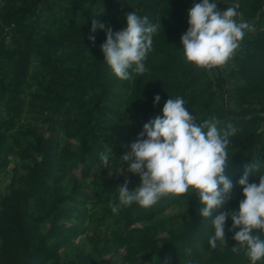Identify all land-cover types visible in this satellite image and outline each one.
<instances>
[{
	"label": "trees",
	"instance_id": "1",
	"mask_svg": "<svg viewBox=\"0 0 264 264\" xmlns=\"http://www.w3.org/2000/svg\"><path fill=\"white\" fill-rule=\"evenodd\" d=\"M263 1L220 0L218 10L239 5L252 29L225 65L209 69L178 50L198 0H0V175L9 176L0 194V264H251L245 248H233L230 218L226 245L213 249L209 238L211 220L243 198L245 167L264 162ZM132 10L161 29L148 71L121 80L104 61L105 31L94 42L89 35L93 19L117 31ZM169 96L185 98L194 123L218 118L221 128H236L225 167L231 192L210 218L200 215L196 192L113 213L119 159ZM262 174L264 167L249 182ZM131 180L129 188L139 184L138 175Z\"/></svg>",
	"mask_w": 264,
	"mask_h": 264
},
{
	"label": "clouds",
	"instance_id": "2",
	"mask_svg": "<svg viewBox=\"0 0 264 264\" xmlns=\"http://www.w3.org/2000/svg\"><path fill=\"white\" fill-rule=\"evenodd\" d=\"M220 0H198L188 11V27L181 36V48L186 62L198 67L213 68L225 65L239 47L252 26L238 19L235 3L223 10L217 9ZM105 31L101 44L104 61L112 73L121 80L134 78V74L148 71L146 59L153 49L154 35L161 29L159 23H151L147 16L132 10L126 14V26L114 31L105 22L93 19L89 40L94 33ZM161 96L157 93L154 105ZM183 96L171 97L162 107V115L143 124L129 150L119 159L127 170L139 176V184L129 188L126 179L118 186V198L111 204L113 213L122 207L136 203L151 207L168 194L182 195L196 192L201 205L199 212L205 218L212 217L220 209L231 192L232 180L225 174L229 162L230 137L236 132L232 124L221 128L218 118L194 123V117L185 106ZM111 153V151H110ZM109 156H104V164ZM264 162L255 161L245 167L238 184L243 198L237 208L220 212L211 220L214 234L209 238L211 248L226 245V221L230 218L233 239L239 242L233 248L243 247L251 264L264 259V174L257 182H249V175L259 172ZM259 230V231H257ZM188 264H196L189 261Z\"/></svg>",
	"mask_w": 264,
	"mask_h": 264
},
{
	"label": "rangeland",
	"instance_id": "3",
	"mask_svg": "<svg viewBox=\"0 0 264 264\" xmlns=\"http://www.w3.org/2000/svg\"><path fill=\"white\" fill-rule=\"evenodd\" d=\"M238 48H239V47H238ZM238 48L235 50L234 54H233L231 57H233V56L237 53ZM11 167H12V165L9 166V169H10ZM126 168H127V167H126ZM74 174H76L77 177H79V175H80L79 170L74 171ZM108 175H109V174H108ZM135 175H136V174H132V173H130L127 169H125V170H123V171H120V170L117 171V176H118L119 180H120L121 182H124V181L127 179V180L129 181V185L132 184L131 177H133V176H135ZM104 176H107V175L105 174V175H103V177H104ZM8 184H9V176H8V175H0V194H3V193H5V192L7 191ZM129 185H128V186H129ZM92 191H93V189H92ZM93 192H94V191H93ZM174 212H175V210H172V209L166 211L167 215H168V214H172V213H174ZM120 253L122 254L123 252L120 251ZM113 260H115L114 257H110V256L106 257V261L111 262V261H113ZM140 264H148V263H140Z\"/></svg>",
	"mask_w": 264,
	"mask_h": 264
},
{
	"label": "water",
	"instance_id": "4",
	"mask_svg": "<svg viewBox=\"0 0 264 264\" xmlns=\"http://www.w3.org/2000/svg\"><path fill=\"white\" fill-rule=\"evenodd\" d=\"M237 7L239 8V5H237ZM263 9H264V1H263L262 7H261V11H260V13H259L258 18H260L261 14H262V12H263ZM238 19H240V14H239V16H238ZM224 104H225V100H224Z\"/></svg>",
	"mask_w": 264,
	"mask_h": 264
}]
</instances>
